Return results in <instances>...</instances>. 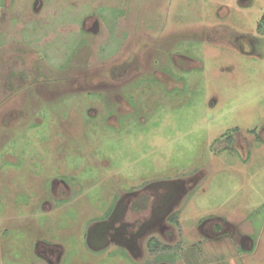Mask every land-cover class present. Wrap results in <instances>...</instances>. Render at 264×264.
Wrapping results in <instances>:
<instances>
[{
	"label": "rangeland",
	"instance_id": "1",
	"mask_svg": "<svg viewBox=\"0 0 264 264\" xmlns=\"http://www.w3.org/2000/svg\"><path fill=\"white\" fill-rule=\"evenodd\" d=\"M263 18L264 0H0V264H264ZM159 181L181 190L166 240L89 248Z\"/></svg>",
	"mask_w": 264,
	"mask_h": 264
},
{
	"label": "flooded vegetation",
	"instance_id": "2",
	"mask_svg": "<svg viewBox=\"0 0 264 264\" xmlns=\"http://www.w3.org/2000/svg\"><path fill=\"white\" fill-rule=\"evenodd\" d=\"M170 182L159 181L148 185L144 191L149 190L148 188H152L150 190V194H142V192L139 191L140 189L138 188V190L136 187V189L128 191V194L125 197L118 196V198L114 200L115 206L113 209H111V211L102 220L98 219L89 225L85 233V243L90 249L107 248V250H120L132 254L142 246L141 242L144 240L141 239H143L147 233L160 232L162 233V237H164L163 239L166 240L167 236H165L166 231L163 230V223L166 222L169 226L174 224L169 220V218L174 212L178 211H174L173 208L179 200L181 192V190H178L177 187L173 186L175 185L174 182ZM135 197L137 198L136 201L134 200ZM145 197L149 198L151 202L154 203L155 207L153 206L152 215L143 218H138L132 215L130 216V212H128V206L130 207V203L134 202V209L140 201L145 202ZM121 199L123 201H121ZM147 203H150V201L147 200ZM134 210V212L140 211L138 208H135ZM204 223L205 221L201 222V224ZM152 237L158 238L157 236ZM149 239L147 243L149 242ZM159 240L163 243V245H166L170 249L173 248L171 243L162 241L161 239ZM42 243L45 246L49 245L45 242ZM49 246L51 247L46 248L44 253L40 254L43 255L50 263L53 262L51 258L52 256L50 257L49 255H55L56 260L60 261L64 249H55L53 248L54 246Z\"/></svg>",
	"mask_w": 264,
	"mask_h": 264
},
{
	"label": "trees",
	"instance_id": "3",
	"mask_svg": "<svg viewBox=\"0 0 264 264\" xmlns=\"http://www.w3.org/2000/svg\"><path fill=\"white\" fill-rule=\"evenodd\" d=\"M264 19V18H263ZM260 29L263 27V22L259 25ZM240 128L239 127H234L232 129H230L228 132L224 133L223 135L227 136V140L229 142L230 145H233V141H234V132L236 131H239ZM250 131L252 133H256V129L253 128V129H250ZM259 137V136H257ZM169 220L178 225L179 224V211L177 212H174L171 217L169 218ZM148 248L150 250L151 253H157L158 251H169L171 250L169 247H167L166 245H163V243H161V241L156 238V237H151L149 239V242H148Z\"/></svg>",
	"mask_w": 264,
	"mask_h": 264
}]
</instances>
